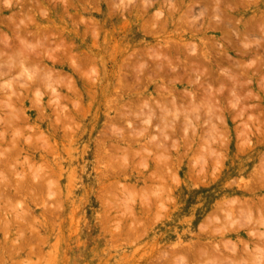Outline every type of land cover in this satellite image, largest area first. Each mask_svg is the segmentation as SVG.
Listing matches in <instances>:
<instances>
[{
    "label": "rangeland",
    "instance_id": "374dc122",
    "mask_svg": "<svg viewBox=\"0 0 264 264\" xmlns=\"http://www.w3.org/2000/svg\"><path fill=\"white\" fill-rule=\"evenodd\" d=\"M0 264H264V0H0Z\"/></svg>",
    "mask_w": 264,
    "mask_h": 264
},
{
    "label": "bare ground",
    "instance_id": "6f19581e",
    "mask_svg": "<svg viewBox=\"0 0 264 264\" xmlns=\"http://www.w3.org/2000/svg\"><path fill=\"white\" fill-rule=\"evenodd\" d=\"M218 2V1H217ZM219 3V2H218ZM205 4V3H204ZM226 6V5H225ZM227 7V6H226ZM136 12V11H135ZM159 14V13H158ZM154 19V18H153ZM155 21V20H154ZM155 22H157V21H155ZM159 22V21H158ZM154 24V23H153ZM155 25V24H154ZM20 32V31H19ZM16 33V32H15ZM17 34V33H16ZM157 34V33H156ZM26 35V34H25ZM19 37V36H18ZM20 38V37H19ZM168 50V49H167ZM136 54V53H135ZM138 56V55H137ZM202 58V57H201ZM196 60V59H195ZM194 60V61H195ZM221 61V60H220ZM168 62V61H167ZM192 63V62H191ZM195 63V62H194ZM197 63V62H196ZM162 65V64H161ZM179 69V68H178ZM193 69V68H192ZM159 70V69H158ZM170 70V69H169ZM173 70V69H172ZM176 70V69H175ZM196 71V70H195ZM178 72V71H177ZM182 74V73H181ZM214 77V76H213ZM178 78V77H177ZM197 79H199L198 77H197ZM205 82V81H204ZM202 85V84H201ZM217 88V87H216ZM159 91V90H158ZM181 93V92H180ZM208 94V93H207ZM211 95V94H210ZM209 95V96H210ZM212 96V95H211ZM183 97V96H182ZM192 98V97H191ZM206 98V97H205ZM209 98V97H208ZM139 100V99H138ZM168 101V100H167ZM195 101V100H194ZM210 102V101H209ZM206 103V102H205ZM211 103V102H210ZM165 104V103H164ZM195 104V103H194ZM193 105V104H192ZM191 105V106H192ZM200 105V104H199ZM186 106V105H185ZM7 107V106H6ZM176 108V107H175ZM183 109V108H182ZM175 112V111H174ZM182 112V111H181ZM12 117V116H11ZM185 143H187V142H185ZM167 160V159H166ZM261 181V180H260ZM180 251V250H179ZM187 255V254H186ZM185 255V256H186ZM224 255V254H223ZM188 256V255H187ZM196 256V255H195Z\"/></svg>",
    "mask_w": 264,
    "mask_h": 264
}]
</instances>
